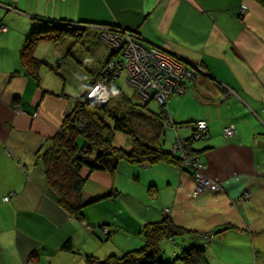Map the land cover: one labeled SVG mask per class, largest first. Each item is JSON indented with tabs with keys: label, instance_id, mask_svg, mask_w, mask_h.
Returning a JSON list of instances; mask_svg holds the SVG:
<instances>
[{
	"label": "crops",
	"instance_id": "1",
	"mask_svg": "<svg viewBox=\"0 0 264 264\" xmlns=\"http://www.w3.org/2000/svg\"><path fill=\"white\" fill-rule=\"evenodd\" d=\"M244 6L247 13L240 16ZM37 22L92 25L84 41L93 53H99L98 46L88 43L98 39V26L135 30L149 40L145 45L165 46L205 69L207 74L186 86L187 95L171 98L169 112L181 126L178 135L183 139L192 135L187 124L209 123L207 140L194 142L192 150L206 164V174L222 178L226 189L194 197L191 175L164 162L113 174L95 172L85 185L89 189L84 190L85 197L123 191L119 177L124 175L154 184L150 192L155 208L134 204L133 210L141 215L137 218L128 206L117 208L113 221L105 213L98 226L87 224L83 231L59 205L40 163L69 106L66 99L51 94L62 89L47 81V72L41 71L38 84L23 70L24 44ZM1 26L7 31L0 29V264H77L82 257L80 243L88 254L92 239L104 240L101 225L115 232L106 237L103 247L104 256L112 255L117 247L109 241L118 231L139 235L145 221L165 217L188 231L182 238L187 247L195 246L199 234L222 229L207 247L214 253L215 244L222 246L230 257L222 264H243L239 259L245 255L255 257V264H264L263 7L254 0H0ZM71 42L67 39L59 45L46 39L35 49V56L57 62L69 52ZM46 50L50 55L42 53ZM232 124L238 132L226 139L222 130ZM170 129L167 136L173 134ZM246 192L251 194L248 201L243 199ZM106 203L110 201L97 207L105 204L107 210ZM80 232L87 234L84 241ZM123 236L124 242L132 240L128 234ZM139 240L142 246L143 239ZM234 252L237 260H230Z\"/></svg>",
	"mask_w": 264,
	"mask_h": 264
},
{
	"label": "trees",
	"instance_id": "2",
	"mask_svg": "<svg viewBox=\"0 0 264 264\" xmlns=\"http://www.w3.org/2000/svg\"><path fill=\"white\" fill-rule=\"evenodd\" d=\"M255 1L264 8V0ZM69 26L71 25L37 22L25 41L21 55L22 67L26 74L37 80L38 84L41 71L49 65L35 56L37 44L46 39H53L55 44L67 40ZM117 54L118 52L113 50L108 57L112 56L116 59L120 57ZM78 63L83 66L82 63ZM53 70L58 72L57 69ZM79 71L84 72V68H80ZM114 94L106 106H95L89 102L84 104L76 100L73 109L74 120L68 119L63 123L62 132L52 139L50 149L40 157L41 167L45 171L51 189L59 198V205L81 224L86 219V207L104 203L99 201L104 198L94 201L95 198H87L83 194L85 180L81 173L85 167L91 172L115 173L126 164L137 170L142 164L147 163L150 167L164 162L175 164L183 171L192 174L191 169L183 165L181 156L172 153L173 144L170 149L165 146L167 127L174 131L181 127L176 122L175 125L167 123L165 108L160 106V112L156 113L148 105L139 104L128 99L127 96L116 98L117 95ZM120 94L123 95L122 92ZM77 102L79 105H76ZM81 121L82 124L79 127ZM177 133L178 130L175 131V134ZM117 134H123L130 140L129 151H126L123 146L116 147L114 138ZM177 137H179L178 134ZM121 177L127 179L124 175ZM128 177L131 179L130 174ZM153 185L151 183L149 188L151 189ZM107 195L109 197L112 194ZM108 230L111 231V228ZM220 230L210 235H219L222 232ZM139 233L140 236H144V239L142 238L144 244L140 248L127 251L121 257L113 254L102 260L94 255L86 254V261L88 264H205L208 262L206 256L208 245L205 244L207 242H202L199 236H196L195 246L185 250L181 255L174 252V259L166 260L161 254L163 240L167 237L176 239L188 233L183 228L177 227L169 217L147 223L145 227L139 229ZM109 234L111 236L112 232ZM68 247L72 249L70 245Z\"/></svg>",
	"mask_w": 264,
	"mask_h": 264
},
{
	"label": "rangeland",
	"instance_id": "3",
	"mask_svg": "<svg viewBox=\"0 0 264 264\" xmlns=\"http://www.w3.org/2000/svg\"><path fill=\"white\" fill-rule=\"evenodd\" d=\"M255 2L259 4L257 1ZM247 10H248L247 7L245 6L242 7L240 11V16H245L247 13ZM88 27H93V26L92 25L86 26L84 24L82 26H79V25L69 26L70 29H68L69 34L67 35V39L72 40L70 46H68L69 53L67 52L64 53L60 59L56 60L57 62H55L54 60H52L51 62L45 61L49 66H45L43 68V72L48 73L47 81L51 82L52 85H55L56 87L58 86V88L60 87V89H62L60 92H59L60 89L58 90L59 93L54 92L51 94L57 97H63V99H66L68 101L67 104L69 106V109H67L64 122L68 119L74 120L75 116L73 114V109L75 107L76 100L81 101V103H84V104L85 102H89L95 106H106L110 103L111 99L113 98L112 96L113 93H115L114 95H117L116 98H120L119 96H123V98H125L124 96H127L128 99L138 102L139 104H142L144 106L148 105L152 111L158 113L161 110L160 104H159V103H162V98L160 96L161 92L166 96V98L167 96H169L170 98L172 97L174 98L177 96L183 97L187 95L189 91L188 87L186 86H188L190 82L196 81L203 74H207L205 69H203L202 67L196 64H191L179 54L171 50H168V48H166L165 46L162 47L161 45L154 44L151 42H149L151 43L150 45H147L149 47L147 48L144 47L145 48L144 50L139 48V50L141 51L137 52L138 50L137 49L134 52V56L137 55L136 58L139 61V63L138 62L137 63L141 67L140 77H138L137 75H133V73H135L134 67L120 66L121 70L117 72L115 62H118V64L125 63V56L120 49L119 50L117 49L119 48V46L115 45L114 43L112 45L109 41L103 38L101 33L107 34L109 32L107 31V29L112 30L111 28H115V30L117 31L120 30L123 32H130V33L137 32L139 37H141L142 43H147L149 40L145 38L142 34H140L138 31H135V30H127V29H124L118 26H106V27L98 26L100 28V29H97L98 31L100 30L98 33L99 35L98 39H95L96 41L88 43L89 45H92V46H96V45L98 46L99 53L97 52L93 53V51H90L89 48L85 46L87 42L84 41L86 40L85 39L86 35L88 36L87 34ZM0 29L3 32L7 31V28L5 26H1ZM40 43L37 44L36 48L40 45ZM113 50H116L118 52L117 56H120V57L116 59H113L112 56L108 57ZM151 50H158V51L161 50L167 54L166 57L168 61L170 60V62L167 63L163 68L167 74H171L173 72V69L178 66H182V67L185 66V68L188 69V71L184 70L185 77L182 75L181 78L179 79L180 81H178V82L183 83V85H186L182 87L180 84V89L182 90L181 92L172 91L170 87L168 88L165 87V90L162 89L160 92L156 90L157 80L155 81L154 78L149 77L147 75V72H144L147 69V64H154L155 62L156 57L153 55L155 51H151ZM46 52H48L46 56L50 55L49 50H46L45 52H42V53H46ZM87 60H91V63L88 65L86 64L87 65L86 66L83 63H86ZM78 62L82 63L83 66L80 65ZM80 68H84V72L79 71ZM53 69H57L58 72H55ZM99 70H101V72H98ZM188 72H190L189 75H188ZM130 74L133 76H131ZM88 75L91 76V78ZM138 78H140L139 81H138ZM186 78H189L190 80L186 81ZM84 79H87V80H84ZM102 83H104L105 85L104 90H102L100 87ZM101 92H104L105 94L104 97H99ZM120 92H122L123 95L120 94ZM93 94H98L99 100L97 101H99V103H102L103 102L102 100H104V102L105 100H107V102L100 105L98 102H95L92 99H90V98H93L95 100L97 98L96 97L97 95L93 96ZM170 100H169V105H170ZM76 105H79L78 102ZM171 119L173 121L172 124L175 125V121L172 118V116H171ZM202 121L206 122V124L208 125V129L199 128L200 127L199 123ZM81 124H82V121L80 122L79 127L81 126ZM190 125L193 130L191 138L183 139V138L177 137L178 133L175 134L173 131V132H170V133H173L172 135H169L168 133V136L166 137L165 146L169 147L172 141H174L172 153L180 155L182 158V154L180 153V151L174 150V147L177 145V143L178 144L187 143V145H190L193 155L200 158V155L196 151L192 150V144L194 142H201V141L207 140V137L209 136V133H210L209 123L205 120H199V121L197 120ZM167 130H171V129L167 127ZM177 130L178 128L175 129V131ZM59 132H62L61 128L58 130V133ZM237 132H238L237 127L233 124L228 127L223 128L222 130L223 136L226 139H230L234 137L237 134ZM197 133L198 135L196 136ZM55 136H53L52 139ZM203 137H205V139ZM199 138H203V139H199ZM114 143L115 145H117L116 146L117 148H119L120 146H123L124 148H126V151H129L131 149L130 140L127 139V137L124 136L123 134H117L114 138ZM141 166H147V163L142 164ZM130 167L131 165L126 164L120 168L119 172L123 170H128L130 169ZM205 169H206V164H204L202 174L205 175L206 178L209 179L213 184V188L206 186V184L202 185V188H205V186L208 188L207 191L205 192L206 194H216L226 189L224 186L225 182L222 180V178L210 177L209 175L206 174ZM191 171H192V174L190 173L189 174L191 175L194 181L195 170L191 168ZM97 172L106 173V171H97ZM197 172H201V170L197 169ZM94 173L95 172H91L88 168L85 167V169L81 173V175L83 176L85 180V185L89 177ZM110 173L113 174V172H110ZM119 179H120L121 189H123V191L121 190L116 191L115 189H112L109 191V194H112L110 195L111 197L110 196L107 197L108 195L102 194V195H98L97 198H95L94 200V201H97L100 198H104L103 200H99V201H102V202L110 201V203H106L107 210H105V206H106L105 204L99 207V209L97 206H95V204L86 207V210H85L86 219L84 221L86 223L85 224L80 223V227L82 228L83 231H84L83 227L87 224H95L98 226V221L102 219V215H104L105 213H107L108 219L113 221L114 217L117 216V213H116L117 208L123 207L125 209V206H128L131 209L132 214H134L136 218L141 217V215H139L138 213H136V211L133 210L132 206L134 204L141 203V204H146V205H149L155 208V204L151 203L154 199H152V194L150 192L149 184L147 185L146 183L144 184V183H141L140 181L128 180L122 177H119ZM200 183L202 184L204 183V181L201 180ZM198 187H197V182L194 181V187L192 191V194L194 197L201 195V194H205L202 192V190L198 191ZM84 190L89 191V189L86 186L84 187ZM85 191L83 192V194L85 193ZM164 193L165 192H162L161 194L163 195ZM243 199L244 201L250 200L251 194L249 192H246ZM165 212L167 214L169 210H166ZM120 218H123V217H120ZM142 225H144L143 227H145L146 221ZM99 227L101 228L100 232L104 240L102 241L98 237L92 239V242L88 246V249L90 251L88 252V254L94 255L95 257L102 260L107 257H110V254L112 253L111 252L104 256L103 247L107 246L108 240H106V236L110 237L109 232H114V230L111 229V231H109L108 229L110 228L107 226L103 227V225ZM134 231L137 232V229L134 228ZM123 234H128V236L132 240L128 242H124ZM185 234L178 236L176 239L167 237L163 240L164 242L161 244V254L166 258L167 261H172L174 259L173 258L174 252H177L178 255H181L184 253L185 250L190 249V247H187L185 245L182 239ZM78 236L81 239V241H84L87 237V234H85L84 232H80ZM198 236L200 237V240L202 242L203 241L207 242L205 243L206 245H209L208 243L210 242L211 238H213V235H210V233L209 234H206V233L199 234ZM139 237H141L142 239L144 236L143 235L139 236L133 232L127 233L126 231H121L119 233L118 231V233H116V235L109 242L110 244H113V245L116 244L117 251H115V255H118L121 257L123 256V251H125L124 249L127 250L130 248H134V247L138 248L141 246L140 244L142 240H139ZM216 237H219V236H216ZM217 239L218 238H215L214 240L217 241ZM176 240L178 241L177 244H176L177 242ZM80 245L82 246V250H81L82 257L80 261L77 262V264H88V262L86 261V253L83 251L84 246L81 243ZM86 249L87 248H85L84 250ZM206 256H208V262L206 264H222L224 263V260H227L230 258V257H226V253L222 250V246L218 244L214 245V253L212 250L207 249ZM230 260H237V252H234L232 254V257ZM47 262L49 263V261ZM239 262L243 264H255V257L254 259H251L245 255L239 259Z\"/></svg>",
	"mask_w": 264,
	"mask_h": 264
},
{
	"label": "built area",
	"instance_id": "4",
	"mask_svg": "<svg viewBox=\"0 0 264 264\" xmlns=\"http://www.w3.org/2000/svg\"><path fill=\"white\" fill-rule=\"evenodd\" d=\"M111 29L112 30L107 29V31H109L107 34H102L103 38H105L107 41H109L112 45L114 43L115 45L119 46V48H117V49L118 50L120 49L125 56V63L118 64V62H115L117 72L121 70L120 66H122V67H124V66L134 67L135 73H133V75H137L138 77H140L141 76L140 75L141 67L138 64L139 61L136 58L137 55L134 56V52L137 49H138L137 52L141 51V50H139V48L144 50L145 49L144 47L147 48L149 46H147L141 42V37H139L137 32L130 33V32H123L120 30L117 31V30H115V28H111ZM115 42H117L118 44ZM151 51H155L153 53V55L157 59L155 58L154 64H147V69L144 72H147V75L149 77L154 78L155 81L157 80L156 90H158L160 92L162 89L165 90V87L166 88L170 87L172 89V91L181 92L182 90L180 89V84L182 87H184L186 85H183V83L178 82V81H180L179 79L181 78L182 75L185 77L184 70L188 71V69H186L185 66L184 67L178 66V67H175L173 69V72L171 74H167L163 69L164 66L170 62V60L168 61V59L166 57L167 54L161 50L160 51L151 50ZM157 53H159V54H157ZM143 66H145V65H143ZM189 74H190V72H188V75ZM133 75H131V76H133ZM139 79L140 78H138V81H139ZM187 80H190V79L186 78V81ZM100 87L102 90H104V87H105L104 83H102L100 85ZM95 95H97L96 96L97 98L95 100L93 98H90V99L99 103V101H97V100H99L98 94H93V96H95ZM104 96H105L104 92H101L99 97H104ZM160 96L162 98V103H159V102L158 103L160 104L161 107H164L166 110L167 118H168L167 123L170 124V122H171V124H172L173 121L171 119V114L169 112V100L171 98L169 96H167V98H166V96L162 92L160 93ZM167 99H168V101H167ZM102 101H101L102 103H99L100 105L107 102V100H105V102H104V100H102ZM199 126H200L199 127L200 129H208V125L204 121L200 122ZM197 135H198V133L196 134V136ZM199 137H200V135H199ZM203 138L205 139V137H203ZM203 138H199V139H203ZM174 150H178L182 154L184 166H186L190 169L192 168L195 170L194 181L197 182V187L200 185L198 187V191L202 190V192L205 193L208 189L206 186L213 188L212 182L209 179H207L205 175L202 174V171L204 168V163L200 160L199 157H196L193 155L190 145H187V143H182V144L177 143V145L174 147ZM197 169H200L201 172H197ZM201 180H203L204 183L201 184L200 183ZM203 184H206L205 188H202ZM6 200H8V198H6Z\"/></svg>",
	"mask_w": 264,
	"mask_h": 264
}]
</instances>
